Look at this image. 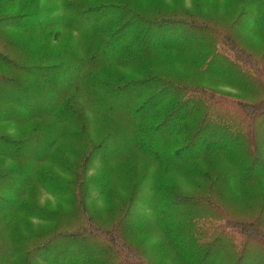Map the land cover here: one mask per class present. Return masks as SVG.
<instances>
[{
    "label": "rangeland",
    "instance_id": "obj_1",
    "mask_svg": "<svg viewBox=\"0 0 264 264\" xmlns=\"http://www.w3.org/2000/svg\"><path fill=\"white\" fill-rule=\"evenodd\" d=\"M38 1L41 2V0ZM158 1L136 0L134 2L138 5L141 3L142 7H146L144 12L149 13V10L156 9L155 11H157L162 7H158L162 0ZM181 1L188 9L196 10L197 17L194 14V17L191 18L192 21L207 17V21L213 23L214 25H212L219 29L220 33L216 35L210 28H207V25L200 26L199 29L207 28V30L203 29L201 32L189 36L187 34L191 31L190 25L184 24L183 27L187 33L181 32L184 36L175 43L173 49L165 50L162 44L165 41L163 38L175 37V30L161 29L164 27L163 25H148L149 28H147L135 20L126 21V18L115 15L104 26H113L116 35L115 43L121 42L124 47L125 59L131 62L128 63L129 65L117 64L107 59L106 57H110L107 54L100 55L98 50L90 53L89 46L82 52L74 53L76 56L87 58H91L92 55L93 57L98 55V57L106 58L95 64L103 69L107 68L110 81L114 80L116 72L121 75L120 79L116 83H112L108 89L96 88L85 89V91L80 89L78 91L74 102L79 104V112L82 113L83 110L87 115L83 131H74L73 126L79 122L78 114L71 115L69 120L60 123L54 116L45 113L41 114L45 116H35L23 123L0 120V135L22 140L32 139L34 142H26L25 149H23L24 153L32 154L30 158L20 157L11 160L12 158L2 156L0 157V167L12 168L17 174L16 181L18 183L26 179L28 183L26 192L29 186L32 185L34 188V191L30 193L31 202L40 204L39 206H42L43 210L49 214L46 218L40 211L27 219L25 215L14 216L13 211L4 209L2 213L5 218H15V230L18 231L20 239L29 236L33 229L48 227L54 223H57L55 226L60 228L58 231L62 234L65 231L77 230L82 224L91 227L89 230L91 234H99L98 231L111 232L117 221L124 229V232L120 233L114 228L121 239L117 242L123 244V246L120 245L118 256L110 257L109 252L102 250V248L108 251L114 249L110 244V239L106 236V239L101 240L100 243H95L93 249L89 251L85 249L83 252L79 251L80 247L77 246L75 240L69 237L63 239L66 242V247L61 244V247L56 251L43 249L37 252L32 259L31 256H27L25 264H53L56 258L58 260L65 259L67 263H74L77 253L82 254L78 264H118L121 260L127 259H130L132 264H264V250L257 254L260 251L258 246H261L264 239L263 242H259V240L256 242L253 239L258 236L255 231L256 220L259 222L258 230L264 231V171L257 178L254 177L253 180L244 183L242 187H234L235 184L231 185L229 181L239 171V166L236 165V161L223 159L222 155H219L220 160L216 162V165H213V169L220 172V182L214 181L211 174L208 176L198 175L197 165L195 167L194 164L190 165L189 168L183 165L186 163L185 161L180 162L179 158L182 157L181 155L184 156L185 152L181 155H174L167 147V143L161 141L160 138L164 133L162 130L165 128L167 131L169 123L166 122L163 125L164 128L152 132L157 124L152 120V111L144 115L142 113L144 110H139L140 113L137 114L134 113V108L147 98L152 97L155 102L163 97L159 95L160 90H155L164 89L163 86L155 85L153 90H145L140 84L135 85L141 78L140 76H145L146 70H150L151 75L165 74L166 79L175 80L178 78L186 83H198L201 85L200 87L205 86L203 88L221 96L223 101L235 99L234 97L237 96L249 103L255 104L261 101L264 105V89H258L263 87L261 84L264 79L262 75V71H264V25L255 24L256 16L264 19V0H199L204 2L202 8L197 7L201 13L197 12L196 6H192L191 3L194 0ZM52 2L53 4L45 8L46 10L51 11L50 8L57 5L59 9L62 0H53ZM157 2L158 4H156ZM165 4L181 7L177 1L170 0ZM20 6L19 1H14L3 6L1 12L14 13L21 9ZM129 10L133 12V9ZM57 19L58 22L51 27L48 36L33 38L27 33H16L12 30H6L5 34L13 35L16 45L30 42L38 45L42 40H45V43H53L52 35L58 31L59 37L54 42V47L57 50L69 44L76 46L82 44V41L86 42L83 38L80 40L77 37L79 31L77 32L74 22H68L60 15L57 16ZM117 20H121V22H117ZM223 35L231 43L233 36V40L236 42L234 45L246 52L240 53L239 61L232 65L237 73L247 74L252 78L253 86L248 85L251 88L238 86L237 79L230 82L219 74L213 73L212 70L221 72L219 69L213 68L224 65L220 59L212 61L210 71L205 70L202 74H198L200 68L195 54L201 53L203 50L202 54L206 52L208 59L211 48L207 50V45L204 44L209 43L208 39H213L212 43L219 41ZM127 36L129 40L125 39ZM134 37L136 38L135 44L128 45ZM113 41V39L108 40L110 43ZM188 43L192 46L188 47ZM195 43L199 47L194 45ZM149 47L150 49L145 50ZM136 48L142 51L133 52ZM11 50L13 51V49ZM121 53L122 51L120 55ZM19 54L27 55L24 51H20ZM248 63L257 65L259 70L248 68ZM71 64L76 65L77 61H72ZM63 70L64 72L61 74L72 73V68ZM227 71L230 72V69ZM228 72H225L228 76L236 75L233 70L232 73ZM213 75L215 78H211ZM132 82L135 86L127 88V85ZM62 86L57 84L53 89H49L38 84L34 99L28 101L41 106L45 111L56 101L50 96L60 94ZM11 87V84L5 85V83L0 86V111L8 105L14 104V102L9 103L6 99V101L2 100L7 92L12 91ZM234 89H243L245 94ZM24 95L31 97V92L29 94L26 92ZM191 98L193 99L191 102L198 105L211 102L212 107L206 118L210 124L202 131L206 137L207 132L211 135V130L220 131L222 129L224 131L225 124L230 125L226 117H229V112H233V110L226 109V103L218 105L214 100L209 101L206 97L205 101L199 100L196 94ZM192 103L184 104L179 109V114H182L186 107ZM69 105L70 103L66 104L68 109ZM147 106H152V104ZM203 111H206V108ZM239 112L245 114L242 110ZM202 115L200 114L199 117ZM217 117H219V121L216 120ZM236 118L234 126L243 129L242 122L245 118L241 115ZM262 118L264 115L258 119ZM201 119L203 120V118ZM200 121L195 120L197 126L201 125ZM237 123L238 126H236ZM257 124L256 133L259 132L258 135L264 136V123L261 126L259 123ZM55 127L59 131H64L65 136L57 137L54 143V137L48 138L50 130ZM102 138L106 139V147L91 149L92 144ZM241 138L244 139V134H241ZM216 140L214 145L223 148L224 142L220 138ZM174 145H178V143L175 142ZM246 145L240 143L239 153L236 152L243 160L247 149L251 147ZM242 146L243 149H241ZM58 147L59 149L56 151ZM53 150H55L54 154ZM260 154L264 156V146L261 148ZM86 159L88 161L84 169ZM40 169L45 170L50 178L55 180V182L48 181L47 189L42 187L40 182L34 184L32 181V175ZM81 170H84L83 177L79 175ZM248 172L251 170H247ZM20 177L23 178L19 181ZM249 178L251 177L249 176ZM81 181L84 183L81 184ZM161 181H165L164 184H168L166 186L170 188L163 186V189L166 188L177 197L173 204L169 203V196L165 198L167 194L162 192L155 194V182L158 185ZM5 185L7 186L8 183L6 182ZM71 185L75 188L76 193L67 191ZM236 188L238 190L235 192ZM2 193H6V191L3 190ZM12 196L10 195V198ZM193 196L213 199L221 208L220 215H214V207L210 204L206 210L201 208L202 210L199 211V203L194 200ZM80 197L83 198V203H87V206L82 205ZM49 217H54V220H50ZM178 231H180L179 234L175 236ZM216 234L221 236L217 243V245L222 244L221 248L214 254L213 251L210 252V256L203 259L201 253H197L198 247L205 248ZM248 238L250 240L242 249L243 241ZM91 241L92 239H89L87 242ZM187 242L188 244H186ZM243 253L245 258L241 262L240 258ZM256 254L259 257H254ZM13 257L18 261V264H21L19 253L14 254ZM0 264H11L10 259H6L1 253Z\"/></svg>",
    "mask_w": 264,
    "mask_h": 264
},
{
    "label": "trees",
    "instance_id": "obj_2",
    "mask_svg": "<svg viewBox=\"0 0 264 264\" xmlns=\"http://www.w3.org/2000/svg\"><path fill=\"white\" fill-rule=\"evenodd\" d=\"M14 1H19L21 3V9H19V11H15L10 14L1 12L4 8L3 6L13 3ZM52 1L53 0H41V2L38 0H0V86H3L4 83L5 85L11 84L12 91L7 92V94L2 97V100H8L9 103L14 102V104L12 103L0 111V120L2 122L15 121L17 123H23L35 116H45L41 115L45 113L46 115L54 116L57 122L60 123L61 121L69 120L71 115L78 114L79 122L73 126L74 131H83V126L87 122V115L83 112V110L82 113H80L79 104L74 102V98L77 96L78 91L80 89H84V91L85 89L96 88L108 89L111 84L116 83L121 76L118 72H116L114 80L110 81L109 75L107 74V68L103 69L102 67H98L95 63L101 62L102 59L106 58L122 66L129 65L128 63H131L129 60L125 59V55L123 54L124 47L121 45V42L115 43L116 35L114 33L113 26H104V24L112 16L119 15L120 18H126V21L135 20L143 27L147 26V28H149L148 25H163L164 27H161V29L171 28L172 30H175V37L170 39L166 37L163 38L165 41L162 42V44L165 50L173 49L175 43L184 36L181 33L186 32L183 27L184 24L190 25L191 31L187 34L189 36L195 35V33L201 32L203 29L207 30V28H210V30L216 33V35L220 33V30L216 29L213 26V23L207 21V17H204L203 19H194V21H192L191 18L194 17L196 10L194 9V11L188 9L184 5V2H180V0L171 1L179 2L181 7L165 4L170 0H159L158 2H161L158 7L162 6V9L158 8L157 11H155L156 9L154 11L149 10V13L144 12L146 11V7H142L141 3L139 5L136 4L134 2L136 0H62L59 9L57 5L54 8H50L51 11L46 10L45 8H47L50 4H53ZM158 2L156 4H158ZM203 3L204 2L199 0H194L191 4H193V7L196 6V8H202ZM129 9H133V12ZM197 10V12L201 13L198 8ZM58 15L62 16V19H65L68 22H74L77 32L79 31L77 37L79 39L83 38L86 42L82 41V44H77L76 46L69 44L64 48L57 50L54 47V42L57 41L59 37L58 31L54 32L52 35L54 40L53 43H45V40H42L41 44L38 45H35L32 42L20 43L16 45V41L13 40L15 39L13 38V35L5 34L6 30H12L16 33H27L33 38L37 36H48L50 34L51 27L58 22ZM260 18V16L259 18L258 16L255 17V24L262 26L264 25V19ZM117 22H121V20H117ZM207 25V28L199 30L200 26L205 27ZM231 38L232 43L230 40L225 39L224 35L221 40L213 43V39H208L209 45L204 44L207 45V50L211 48V54L208 59L206 52L205 54H202L203 50L201 53L195 54L197 55V62L200 68L198 74H202L205 70L210 71L212 61L220 59L224 65L213 68L219 69L221 72L212 70L213 73L219 74L221 77L229 80L230 82H234V80L237 79L239 83L236 84H238V86L251 88V86L248 85L251 84L253 86L252 78L247 74L241 75L237 73L233 68L232 63H237L239 61L240 53L246 52L235 46L234 44L236 42L233 40V36ZM109 39H113L114 41L110 43L108 42ZM125 39L129 40V37L127 36ZM135 42L136 38L134 37L128 45L131 43L135 44ZM194 45H196V43ZM87 46H89L88 49L90 50V53L98 50L100 55L107 54L110 57L102 58L98 57V55L97 57H93L92 55L91 58H87L85 56L74 55V53L82 52ZM189 46L192 45L188 43V47ZM11 49H13V51ZM147 49H150V47L145 48V50ZM20 51H24L27 55L21 56L19 54ZM121 51L122 53L120 55ZM137 51L142 50L136 48L133 52ZM202 55L203 58H201ZM72 61H77V64L72 65ZM248 65V68L259 70L256 67L257 65H250L249 63ZM66 68H72V75L67 74V72L65 74H61L64 72L63 69ZM228 69H230V72L227 71ZM232 70L236 73V75L228 76V74H225V72L232 73ZM144 75L145 76H140L141 78L135 83V85L140 84L145 90H153L155 85L163 86L164 89H155L160 90L159 95H162L163 97L155 102V99L152 97L147 98L143 103L134 108V113L137 114L140 113L139 110H144L142 112L144 115L152 111V120L157 123L155 125V130L152 132H156L158 131L157 129L164 128L163 125L166 122L170 124L169 128L167 125V131L165 128L162 130L164 133L163 137L160 139L164 143H167V147L170 148L172 154L181 155L185 152L184 156L181 155L182 157L179 158L180 162H186L183 164L184 166L186 165L190 168V165L194 164V167L197 165L196 172L198 175L208 176L211 174L213 175L214 181L220 182V172L215 171L213 169V165H216V162L220 160L219 155H222L223 159L225 158L230 161L234 160L236 161V165L239 166V171L235 176H232L231 181H229L231 185L235 184L234 187L238 188L263 173L264 156L260 154V151L264 146V136L260 134L258 135L259 132L256 133V129L258 127L257 123H259V126L264 123V118L261 120L258 119L260 116L264 115V105L261 101L253 104L237 96L234 97L235 99L223 101L221 96L213 94L203 88L205 86L200 87L201 85H198V83L191 82L194 84L189 85L191 83H186L184 80L178 78L175 80L166 79L167 76L165 74L161 76H157V74L151 75L150 70H146ZM262 75L264 76V71H262ZM211 78H215V75L211 76ZM263 83L264 79H262L261 84L263 87L257 88L264 89ZM38 84L49 89H53L57 84L58 86L63 85L61 88L62 92L60 94L50 96L51 99H55L56 101L45 111L41 108V106L32 104L31 101H28L29 99H34L33 96L35 95V92H37L36 87ZM135 85L132 82L127 85V88ZM234 90L245 94L243 89ZM26 92L28 94L31 92V97L30 95H24ZM195 94L199 100L203 99L205 101L206 97L209 101L214 100L218 105L226 103V109L233 110V112H229V117H226V119L229 120L230 125L226 123L224 131L222 129L220 131L211 130L212 134L210 135L209 132H207V137L206 134H202L204 127L206 128L210 124L206 118L212 105L211 102L209 104L203 103L200 105L195 104V102L192 103L193 99L191 97ZM67 103H70L69 109L66 107ZM187 103L192 104L186 107V110L182 114H179V109ZM148 104H152V106L146 107ZM204 104L205 107H203ZM205 108L206 111H203ZM240 110L245 112V114L240 113ZM200 114H203L202 117H199ZM238 115L245 118L242 122L245 129H239L234 126V122L237 120L236 117ZM201 118H203V120ZM196 119L201 120L200 126H197V123H195ZM216 120L219 121V117H217ZM236 126H238V123ZM213 134L220 135L215 136ZM241 134H244L243 140L241 138ZM64 136L65 132L59 131L58 128L55 127L50 130V136L48 139L54 137L55 143L57 137L61 138ZM217 138H220V140L224 142L223 148H218L214 145V142L216 143V141H218L216 140ZM26 142L34 143L32 139L22 140L0 135V157L6 156L12 158L11 160H15L20 157L30 158V155L32 154H26L27 152H23ZM175 142H177L178 145H174ZM240 143H245L248 146H251L247 149L244 160L238 155ZM92 145L91 149H103L106 147V139L102 138L100 141H95ZM172 146L173 148L171 149ZM58 149L59 147L56 148V151H58ZM241 149H243V146ZM253 149L256 153H254ZM54 151L55 150H53V154ZM87 161L88 159L85 160L84 169ZM247 170H251V172L247 173ZM83 172L84 170L80 171V177H83ZM16 176L17 174L12 168H7L6 166L0 167V254L2 253L3 257L6 259H10L11 264H18V261L13 257L16 253L20 254L21 264H25L27 256H31L32 259L37 252L43 249L56 251L61 247V244L66 247V242H64L63 239H68L69 237L75 240L77 246L80 247L79 251L82 252L85 251V249H87V251L93 249L95 243H100L101 240L106 239L107 237L110 239V244L113 245L114 249L108 251L107 249L102 248V250L109 252L110 257L118 256L121 249L120 245L123 246V244L121 242H117L119 241L120 236L114 228H116V230L120 233L124 232L123 227L119 225V221L115 223L111 232L98 231L99 234H91V231H89L91 230V227L82 223V226L79 229L68 232L65 231V233L62 234L58 231L60 228L55 226L57 223H54L48 227L39 229L36 228L35 230L33 229L29 236L24 239H20L18 237V231L15 230V218H5L2 213L4 209L7 211H13L14 216L25 215L27 219L35 216L40 211H42L46 218L49 214L43 210L42 206H39L40 204L31 202L32 196L30 193L34 191L33 186H29L28 191L26 192V188L28 186L27 180L25 179L23 181L21 180L23 177H20L19 181H21L18 183L16 181ZM249 176L251 178H249ZM32 181L34 184L40 182L42 187L46 189L49 185L48 181L55 182V180L51 179L49 174H47V172L43 169L36 171L32 175ZM6 182L8 183L7 186L5 185ZM83 183L84 182L81 181V184ZM164 183L165 181H161L157 185L155 182V194H159L161 192L163 194H167L165 195V198L169 196V203L173 204V201L177 200V197L174 196L173 192L166 190V188H170L166 186L168 184ZM10 185L12 186L10 187ZM163 186H166V188L163 189ZM238 188L234 189V191L236 192ZM3 190L6 191V193H2ZM67 191H72V193H74L75 188L71 185ZM10 195H13L12 198H10ZM194 198V200L199 203V211L202 210L201 208L206 210V208L211 205L214 207V215H220L221 208L219 207V204L214 202L210 197ZM80 201L81 203L84 202L82 197H80ZM82 205L87 206V203H83ZM53 218L54 217H49L50 220H54ZM258 224L259 222L256 220L255 231H257L258 236L253 237V239L256 242H258V240L259 242H263L264 231H261V229L258 230ZM179 232L180 231H178L175 236H177ZM89 239H92V241L87 242ZM220 239L221 236L216 234L212 240L207 243L205 248L199 246L197 253H201V257L206 259L210 256V252L213 251V254L218 252L222 246V244L217 245ZM249 240L250 239L248 238L243 241L242 249ZM186 244H188V242ZM258 247L260 251L257 254L262 253V250H264V242ZM257 254L254 257H259ZM81 255L82 254L77 253L76 261L74 263H67L65 259L63 260L61 258L58 260V258H56L53 264H78L77 262L78 260H81ZM244 258L245 255L243 253L240 258L241 262ZM107 259L109 260L111 258ZM118 264H132V262H130V259H127L125 261L121 260Z\"/></svg>",
    "mask_w": 264,
    "mask_h": 264
}]
</instances>
